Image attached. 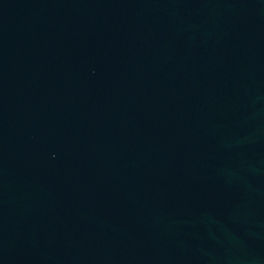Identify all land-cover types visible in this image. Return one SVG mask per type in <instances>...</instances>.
<instances>
[{
    "label": "water",
    "instance_id": "1",
    "mask_svg": "<svg viewBox=\"0 0 264 264\" xmlns=\"http://www.w3.org/2000/svg\"><path fill=\"white\" fill-rule=\"evenodd\" d=\"M0 264H264V0H0Z\"/></svg>",
    "mask_w": 264,
    "mask_h": 264
}]
</instances>
